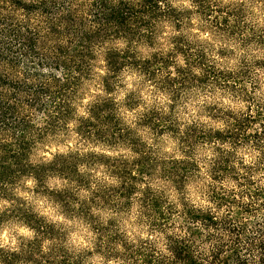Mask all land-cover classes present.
Returning a JSON list of instances; mask_svg holds the SVG:
<instances>
[{
  "label": "clouds",
  "instance_id": "obj_1",
  "mask_svg": "<svg viewBox=\"0 0 264 264\" xmlns=\"http://www.w3.org/2000/svg\"><path fill=\"white\" fill-rule=\"evenodd\" d=\"M0 104V264H214L264 225V0H0Z\"/></svg>",
  "mask_w": 264,
  "mask_h": 264
},
{
  "label": "trees",
  "instance_id": "obj_2",
  "mask_svg": "<svg viewBox=\"0 0 264 264\" xmlns=\"http://www.w3.org/2000/svg\"><path fill=\"white\" fill-rule=\"evenodd\" d=\"M125 9L120 11H114L110 16L106 17V21L110 25H119L120 27H127L128 17L124 14ZM92 37H89L91 39ZM113 63H115V57H113ZM10 108H6L4 105L0 104V121L5 120L8 117ZM28 149L27 142H21L19 145L18 152H8L4 157H0V177L7 176L10 174L11 168L9 165H6V161L9 158H12L13 162L16 163L19 167H23L22 161L26 158ZM236 233V249L232 253L231 257L226 259H221L217 257L214 261V264H229L230 259H235V263L242 264L240 260V255L242 249L250 243H264V225L258 224L255 226L253 233L249 236H243L242 230L239 227L232 229ZM243 247V248H242Z\"/></svg>",
  "mask_w": 264,
  "mask_h": 264
},
{
  "label": "rangeland",
  "instance_id": "obj_3",
  "mask_svg": "<svg viewBox=\"0 0 264 264\" xmlns=\"http://www.w3.org/2000/svg\"><path fill=\"white\" fill-rule=\"evenodd\" d=\"M257 226V225H256ZM243 248V247H242ZM242 251H243V249H242ZM229 264H237V263H235V259H230V262H229Z\"/></svg>",
  "mask_w": 264,
  "mask_h": 264
}]
</instances>
